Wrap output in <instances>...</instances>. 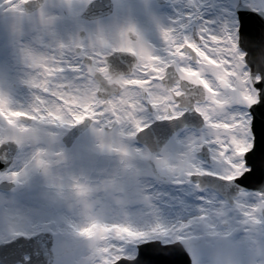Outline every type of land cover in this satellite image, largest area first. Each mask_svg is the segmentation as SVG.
Here are the masks:
<instances>
[{"label": "rangeland", "instance_id": "rangeland-1", "mask_svg": "<svg viewBox=\"0 0 264 264\" xmlns=\"http://www.w3.org/2000/svg\"><path fill=\"white\" fill-rule=\"evenodd\" d=\"M23 1L0 0V90L10 98L7 105L0 104V142L14 140L19 146L10 167L0 172V181L15 183L13 189L0 191V242L16 235L50 231L54 234L52 264H106L105 254L112 255L123 237L165 227L175 233L168 243H181L190 264H264L261 208L254 213L259 223H252L245 215L252 205L262 203L260 194L241 191L230 206L215 191L198 188L189 180L190 174L228 171L221 159L213 158L216 150L204 142L203 138L208 135L205 124L200 129L183 128L159 153L150 155L134 141V135H128L134 131L133 127L125 120L115 119L117 111L133 110L140 92L147 91L149 81L155 78H140V73L148 72L145 68L152 53L142 49L135 39L127 37L125 40L119 32L120 24L133 23L140 36L146 38L145 44L157 55H165L167 45L161 37V28H174L179 38L192 39L194 27L197 34L203 30L227 32L235 39L236 3L264 10V0H164V4L155 0H113L112 14L92 21L78 18L90 0H72L71 10L63 0H45L46 13L56 16L54 25L48 27L41 24L40 9L31 14L23 12ZM95 29L97 31L91 33ZM80 31L83 36L91 33L89 53L97 52L100 59L94 60L89 53H84L93 61L92 70L81 60L79 64H72L76 63L75 58L71 63L65 61V71L56 79L67 81V90L62 89L60 94L53 91L63 103L53 104L43 113L35 108L29 111L33 90L22 83L29 69L21 49L43 52L56 43L80 38ZM46 32H50L48 39L41 42L39 37ZM116 33L118 39L113 38ZM77 47L82 48V45ZM101 47L107 51L99 52ZM175 47L182 56L179 52L182 45ZM114 49L137 53L138 64L129 77L117 80L123 86L121 93L111 96L108 105L101 108L102 100L96 96L97 85L92 75L94 72L105 75V70L101 71L105 69L103 56ZM204 60L220 67L209 57L205 56ZM40 66L47 75H53L47 64ZM55 71H60L59 65ZM245 71L248 72L247 67H236L232 73L239 92L247 91L243 88ZM222 72L227 75L226 70ZM156 73L159 74V70ZM179 75L202 84L206 97L219 103L215 101L216 89L198 72L181 67ZM78 76L82 79L77 80ZM41 91L49 89L44 87ZM255 98L256 92L252 89L251 99ZM14 111L32 117V123L20 121L18 115L12 114ZM33 111L38 115H32ZM157 115L156 111H139L137 118L142 123L135 126L136 131ZM85 116L92 117L93 123L66 156L58 160L57 153L63 151L60 138ZM72 117L78 120L73 121ZM113 122L116 127L105 132L103 127ZM209 123L213 128L229 127L219 122ZM190 139L200 144L189 154ZM101 143L104 149L99 147ZM109 145L125 151H109ZM202 145L208 147L209 161L197 156ZM242 147L238 145L237 150ZM37 159L48 162L47 174L36 166ZM193 164L201 173L190 172ZM12 172L19 175L12 178ZM76 184L83 185L87 191L79 194L74 187ZM84 228H89L88 235L81 233ZM125 229L132 231L125 232ZM177 236L185 239H177Z\"/></svg>", "mask_w": 264, "mask_h": 264}, {"label": "snow or ice", "instance_id": "snow-or-ice-1", "mask_svg": "<svg viewBox=\"0 0 264 264\" xmlns=\"http://www.w3.org/2000/svg\"><path fill=\"white\" fill-rule=\"evenodd\" d=\"M63 4L72 9V0H63ZM16 5L12 4V9ZM41 24L45 27L52 26L55 23L56 16L46 13L44 5L40 6ZM242 28H254L255 21L242 18ZM264 27V22H261ZM98 29V28H97ZM95 29L93 32L97 31ZM102 29V27H99ZM119 32L125 40L128 34H134L137 37V43L145 51L154 53L148 45L141 39L140 33L136 26L130 21L125 24L119 25ZM240 32V29L237 30ZM50 32H46L39 37L41 42L48 39ZM90 33V34H91ZM81 36L74 39L69 43L59 42L49 46L46 51L38 52L31 48L21 49L22 58L27 65L29 72L22 80L33 90L32 101L30 103L31 109H38L40 113L45 112L53 104H62L63 102L53 95V91L60 94L62 89L67 90V81H57V75L65 71V61L72 62L75 58L76 63L83 59L89 64V39L91 35ZM161 37L167 45V53L160 57V62L156 64L157 68H162L163 72L156 74L151 71L147 73H140L142 79H147L148 76L155 78L149 81L147 91H141L138 99V104H134L133 110L125 113L117 111L116 120L127 121L134 129L129 132V136L135 135L137 132L135 126L141 124V120L137 118V113L144 109L149 111H156L159 115L156 119L172 120L181 116V111L178 110V98L183 95L179 87L180 81L189 82L180 78L179 69L190 68L199 73L205 80H207L213 88L216 89V97L214 102L211 98H205L204 102L197 101L195 111L199 113L204 121L208 135L205 136L204 142L209 147L214 148V159L219 158L226 165L228 171L226 173H210L217 176L218 179L226 182H236L241 185H256L264 183V118L260 122L259 134L256 129V117L254 108L264 106V75L258 76L255 81H252L250 72L245 71L243 79V88L247 89L246 92H239L236 88L233 79V71L236 67L241 69L246 68L245 53L239 48V35L234 39L230 33H209L206 30L200 31L194 39H189L187 36L179 38L176 36L174 28H161ZM100 43L104 41L101 39ZM77 45H82L77 47ZM179 52L183 55H178L175 46H180ZM195 49V50H194ZM106 48L101 47L99 52H106ZM198 53H200L198 55ZM94 60H99L97 52L89 53ZM209 57L211 60L216 61V67L213 64L207 63L204 57ZM47 64L53 75H47L46 71L40 66ZM59 65L60 71L56 72L55 68ZM91 69V65H89ZM175 73L178 75V80L175 84L166 86L165 81L170 74ZM101 68V71H104ZM222 70L227 71L225 76ZM77 71H83L78 69ZM82 79L78 76L77 80ZM119 79V78H117ZM252 87L249 88V84ZM199 86L198 84H194ZM47 87L48 92H42L41 89ZM200 87V86H199ZM252 89L256 92L255 100L251 99ZM179 93V95H177ZM206 96V94H205ZM10 102L8 95L0 90V104L7 105ZM207 104L208 107L204 105ZM103 108V105L100 106ZM138 109V110H136ZM13 115H19L18 111H14ZM32 115H38L33 111ZM209 122H219L221 125H228L229 127H216L213 128ZM15 142V141H14ZM16 143V142H15ZM200 141L189 140L187 143V151H196L199 147ZM238 145H243L242 148L237 150ZM101 149L105 145H99ZM259 148V151H258ZM109 151H125L124 149H112L108 146ZM63 156V153H57ZM36 166L42 168L47 174L48 162L42 159L36 160ZM201 173V169L196 165H191L190 172ZM19 175L17 172H12L11 177L16 178ZM79 194H83L87 189L83 185H74ZM262 203L259 205H252L251 211L245 213L250 218L252 223H259L260 221L255 217L254 213L258 208H264V193H261ZM204 209H201L203 213ZM131 229H125V232H131ZM83 235L89 234V228L81 230ZM175 234L173 231L165 228H155L150 232H136L132 236H125L120 240V245L112 255H106V264H173L172 256L174 253L171 250V245L168 243L171 236ZM154 237V238H151ZM177 239H185V237L177 236ZM112 251V250H110Z\"/></svg>", "mask_w": 264, "mask_h": 264}, {"label": "water", "instance_id": "water-1", "mask_svg": "<svg viewBox=\"0 0 264 264\" xmlns=\"http://www.w3.org/2000/svg\"><path fill=\"white\" fill-rule=\"evenodd\" d=\"M159 4H163L164 0H156ZM44 4V0H25L22 8L25 14L35 12ZM235 13L238 20L239 48L245 53V63L250 72L252 81L254 82L258 76L264 75V11L252 9L248 5L238 2L235 5ZM112 0H90L82 12L78 15L80 19L91 21L106 17L112 13ZM242 18L255 21L254 28H242ZM82 31L79 36H83ZM131 39L134 34L129 33ZM192 36H197L196 29L193 28ZM89 59V58H88ZM107 72L112 80L129 75L132 68L136 65L137 60L133 53L124 50L113 51L106 58ZM82 62H87L82 59ZM91 60L89 59V67ZM98 89L96 95L107 103L111 95L120 92L121 87L117 83H108V81L99 73L94 74ZM183 79V78H181ZM178 75L173 69V73L169 75L165 81L166 86L173 85L177 82ZM186 80V79H183ZM188 81V80H187ZM191 82L180 81L179 87L183 95L178 98V109L181 110V116L172 120H156L145 126L142 131L137 132L134 136L135 141L145 147L147 151L154 155L158 153L168 142L170 137L183 128L200 129L204 125V121L199 113L195 111L194 105L198 100L201 102L205 99V89L202 85L195 86ZM252 85V84H251ZM179 95V94H177ZM256 117L257 134L260 130V122L264 118V106L254 108ZM18 119L24 123L31 124L30 117L19 115ZM91 117H84L83 120L74 124L61 137L60 142L63 144V156H57L58 160L63 159L70 148L73 146L77 138L83 134L92 124ZM115 127L112 123L111 127H103L105 132H109ZM139 131V130H138ZM18 150V144L14 140H4L0 143V172H4L12 164L14 156ZM259 151V148H258ZM197 156L205 161H209V150L206 145H202L197 151ZM191 182H196L199 188H209L220 195L228 205H233L235 197L240 191L252 190L264 193V183L256 185H241L236 182H226L220 180L211 174H191L189 175ZM15 187V183L10 180L0 181V190L8 191ZM261 217L264 218V208L260 209ZM53 234L50 231H40L30 236L17 235L8 241L0 242V264H52L53 254ZM87 241L85 240V243ZM174 253L172 256L173 264H190L191 260L179 242L169 243Z\"/></svg>", "mask_w": 264, "mask_h": 264}, {"label": "flooded vegetation", "instance_id": "flooded-vegetation-1", "mask_svg": "<svg viewBox=\"0 0 264 264\" xmlns=\"http://www.w3.org/2000/svg\"><path fill=\"white\" fill-rule=\"evenodd\" d=\"M118 37H119V35H118V33H116L115 34V36H113V38H115V39H118ZM141 39L144 41V42H147L145 39V37H143V36H141ZM135 40H137V37L135 38ZM149 43V42H148ZM126 50H128V49H126ZM136 51L138 50V49H135ZM129 51H131V50H129ZM111 52V51H110ZM110 52L109 53H107V54H105L104 56H103V61H104V67H105V76L108 78V75H107V68H106V60H105V57L108 55V54H110ZM132 53H134V55L136 56V58H137V61H138V55H137V53H135V52H133V51H131ZM163 54V53H162ZM152 57L150 58L151 59V61L149 62V63H147L146 64V68H145V70H147L148 72H149V70L151 71V72H153V73H156V70H159V73H162L163 72V69L162 68H157L156 67V64L157 63H159L160 62V57L158 56V55H156V57L155 56H153L154 54H150ZM161 56H163V55H161ZM148 68H149V70H148ZM156 69V70H155ZM157 74V73H156ZM104 75V74H103ZM123 78V77H122ZM121 79V78H120ZM148 110V109H147ZM148 112L149 113H153L154 112V110H152V111H149L148 110ZM156 118H153L152 120H155Z\"/></svg>", "mask_w": 264, "mask_h": 264}, {"label": "bare ground", "instance_id": "bare-ground-1", "mask_svg": "<svg viewBox=\"0 0 264 264\" xmlns=\"http://www.w3.org/2000/svg\"><path fill=\"white\" fill-rule=\"evenodd\" d=\"M72 120L73 121H77L78 120V117H72Z\"/></svg>", "mask_w": 264, "mask_h": 264}]
</instances>
